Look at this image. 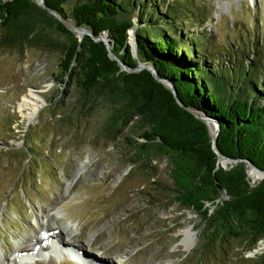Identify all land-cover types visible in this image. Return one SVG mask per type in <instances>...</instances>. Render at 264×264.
<instances>
[{
	"label": "trees",
	"instance_id": "trees-1",
	"mask_svg": "<svg viewBox=\"0 0 264 264\" xmlns=\"http://www.w3.org/2000/svg\"><path fill=\"white\" fill-rule=\"evenodd\" d=\"M70 1L44 0V4L63 21L95 37L108 31L111 52L128 67L135 68L137 61L152 65L158 76L172 83L186 108L219 123L217 148L237 161L216 168L206 124L180 107L169 89L147 70H122L102 41L87 35L78 40L35 0H0V47H39L50 34L62 37L56 77L63 84L61 93L67 95L74 85L79 110L105 102V132L133 122L142 141L127 138L126 142L136 155L167 157L174 201L204 222L201 250L230 240L250 247L264 239V178L250 185L243 161L264 170V34L256 30L248 45L247 39H238L228 53L214 47L202 29L207 14L200 15L201 5L195 0H168L171 3L165 7L166 0H78L67 12ZM192 21L198 31L185 34L187 22ZM131 28H135L137 58L127 43ZM244 50L252 58H243ZM259 257L264 261V252Z\"/></svg>",
	"mask_w": 264,
	"mask_h": 264
},
{
	"label": "rangeland",
	"instance_id": "rangeland-1",
	"mask_svg": "<svg viewBox=\"0 0 264 264\" xmlns=\"http://www.w3.org/2000/svg\"><path fill=\"white\" fill-rule=\"evenodd\" d=\"M77 2L67 3L66 11ZM195 2L201 5L200 15L207 14L202 29L222 51L231 52L238 39L251 41L256 30L264 34V0ZM187 23L185 34L198 31L196 23ZM62 42L50 34L39 47H0V264H7L3 256L13 257L17 248H32L33 236L47 247L54 244L38 233L36 216L44 218V227L49 220L69 229L73 239L67 233L59 236L64 246L74 240L97 261L85 263L73 250L64 249L71 252L68 258L48 247L43 253L33 250L31 260L40 261L24 264H264L259 257L264 239L250 247L230 240L201 250L204 222L174 201L167 157L136 155L126 142L142 141L133 122L105 132V102L79 110L74 85L67 95L61 93L63 84L56 79ZM249 51L243 58H252ZM30 92L39 105L28 120V108L21 103ZM249 179L252 185L257 182ZM186 227L196 236L189 250L179 245V231Z\"/></svg>",
	"mask_w": 264,
	"mask_h": 264
},
{
	"label": "water",
	"instance_id": "water-1",
	"mask_svg": "<svg viewBox=\"0 0 264 264\" xmlns=\"http://www.w3.org/2000/svg\"><path fill=\"white\" fill-rule=\"evenodd\" d=\"M36 4L43 8L44 10H46L48 13H50L56 20L62 22L70 31H72L73 33H75L76 37L78 38V40H81L83 38L84 35H87L89 37H91L94 41H102L108 50V54L109 56L116 60L120 67L122 68V70L124 71H128V72H136V71H143V70H147L150 72V74L154 77V79H156L159 83H161L163 86H165L167 89L170 90L171 94L173 95L176 103H178V105L186 110H188L189 112H191L197 119L201 120L202 122H204L209 130V134L211 136V144H212V149L214 150V152L217 155V162H216V168H226L225 165L226 164H230L232 165L233 163H235L237 160L228 158L226 156H224L217 148V135L220 129L219 123L212 118H209L205 115H203L201 112L195 111V110H190L188 108H186L182 102L179 100V98L177 97V93L175 88L173 87L172 83L167 80L166 78L160 77L157 75L155 69L152 67V65L141 62V61H137V65L135 68H130L127 65H125L122 61L118 60L117 57L111 52V47H112V40L108 34V31L103 32L102 34H100L99 36L95 37L91 32H89L87 29L85 28H81V27H76L73 23V25H68L65 21L62 20L61 16L54 10L46 7V5L44 4V0H35ZM79 33V34H78ZM127 43L128 45H130L131 47V53L132 56L137 58V41H136V36H135V29L131 28L128 31V39H127ZM212 123L213 125V129L210 128L209 124ZM246 163V167H247V176L248 178H251L249 173L251 172H255L258 173L259 176L256 178V183H259L263 178H264V170L259 169L258 167H256L251 161L248 160H243ZM252 179V178H251ZM253 180V179H252ZM249 183H250V179H249ZM253 184V185H255ZM250 185H252L250 183ZM222 198L225 199V193L222 192Z\"/></svg>",
	"mask_w": 264,
	"mask_h": 264
},
{
	"label": "bare ground",
	"instance_id": "bare-ground-1",
	"mask_svg": "<svg viewBox=\"0 0 264 264\" xmlns=\"http://www.w3.org/2000/svg\"><path fill=\"white\" fill-rule=\"evenodd\" d=\"M38 105H39V98H38V96H36L32 92L28 93L23 98L22 103H21V108L22 107L25 109L28 108L27 109L28 112L26 113V117L28 120H30L34 117V115L37 111ZM209 126L211 129H213L212 123H210ZM80 169L81 168L77 169L76 174H79ZM249 175L253 180H256V178L259 176V174L255 173V172H251V173H249ZM52 219H50V220L52 221ZM34 220H35V225L38 227V233L45 235L47 240H49V239L52 240L54 242V245L56 246V248L59 249L62 254H64L63 251L73 250L72 253L69 251H67V253L68 254L71 253L73 256H75L79 260L82 258L83 262H85V263H92V260H94V262L97 261L96 259H94V257L91 259L90 256H92V255L89 253V255H90L89 256L88 252H86V250L82 246H79V244L74 240L73 241L71 240L69 247L64 246V241H62L59 238V236L62 235L63 233H67V235L70 236L69 229H67L65 227H58V225L56 227L54 224L49 222L48 219H47L48 221H46L47 224L44 227L43 226V222H44L43 217L36 216V218ZM62 228H64V229H62ZM179 234L182 235V238L179 242V245L184 250L191 249L194 246L195 239H196L195 232L192 230V228L186 227L184 229H181L179 231ZM56 237L59 239H57ZM71 239H73V238L71 237ZM30 241H32V244H33L32 248H30V249H27V247H23L21 249L17 248L15 251L12 252L13 257H9V256L4 255L3 257H4V260L7 262V264H16V263L17 264H24V261L26 259L30 258L29 260H31V257H32L31 254L34 252L33 251L34 249H35V253H37V252L43 253V252L47 251L48 247L44 243H42V240L40 238H38L37 236H33L30 239ZM68 241H69V239H68ZM90 246H91V248L93 247L92 244ZM64 249H66V250H64ZM64 255H66V254H64Z\"/></svg>",
	"mask_w": 264,
	"mask_h": 264
}]
</instances>
